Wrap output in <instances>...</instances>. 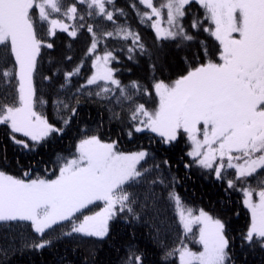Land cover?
Wrapping results in <instances>:
<instances>
[{
  "label": "snow or ice",
  "instance_id": "snow-or-ice-1",
  "mask_svg": "<svg viewBox=\"0 0 264 264\" xmlns=\"http://www.w3.org/2000/svg\"><path fill=\"white\" fill-rule=\"evenodd\" d=\"M193 3L203 11V16L193 14L190 23L196 34L183 23ZM129 7L140 24L151 27L157 48L162 41H179L177 48L194 44L201 29L217 47L212 50L205 40H199L191 60L185 57L186 67L177 69L174 79L156 78L153 62L148 82L124 84L116 78L118 69L110 66L118 59L116 49L106 46L101 55L100 41L130 40V60L137 51L150 60L154 53L126 20L116 22L118 15L127 16L124 8L116 7V0H75L66 7L62 0H0V125L6 126L8 138L19 150L32 152L52 134L64 132L77 115L80 97L95 87L86 94L106 102L110 118H123L122 113L113 111V103L129 105V137L150 132L160 143L171 145L183 135L190 144L186 155L192 163L213 171L219 180L234 169L227 186L241 184L242 202L250 214L241 240L264 249V176H259L264 171V0H130ZM85 15L102 17L114 27L104 30L101 25L75 23L77 19L83 21ZM45 24L47 37L54 36L59 27L76 38L86 28L91 42L74 67H68L74 57L61 54L59 58L50 56L49 67L41 71L43 50L54 49V44L40 34ZM89 58L91 74L67 93ZM38 76L48 86V92L39 97ZM61 76L63 82H59ZM46 95L54 97L53 110L62 127L50 123L37 110L48 104ZM140 97L148 99L137 103ZM149 103L153 106L148 107ZM151 155L143 147L120 151L116 140L85 134L76 142L72 155H58L51 161V169L44 168L43 175L33 174L30 166L20 175L0 168V222H15L21 227L29 222L36 238L22 235V244L36 250L50 246L53 239L74 234L103 238L109 232L110 220L119 214L139 219L137 206L143 210L149 200L155 205L162 198L154 191L156 185L168 189L172 184L167 199L174 205L183 236L165 257L178 256L179 264H229L227 222L203 209L194 214L176 193L175 176L167 181L160 164L142 166ZM162 164L167 166L169 161L165 159ZM189 167L191 164H185ZM153 170L159 174L146 180ZM253 177H258L255 187L248 182ZM97 201L103 202V207L84 214ZM65 222L70 223L67 230L45 239L48 232ZM194 225L199 227L195 239L199 251L184 242L194 234ZM0 253L6 255L7 249L0 247ZM121 264H144V256L130 246Z\"/></svg>",
  "mask_w": 264,
  "mask_h": 264
},
{
  "label": "trees",
  "instance_id": "trees-1",
  "mask_svg": "<svg viewBox=\"0 0 264 264\" xmlns=\"http://www.w3.org/2000/svg\"><path fill=\"white\" fill-rule=\"evenodd\" d=\"M73 2L75 0H62L64 7ZM129 3L130 0H116V7L124 8L127 13L126 17L118 15L116 22L124 23L126 20L140 33L154 55L150 60L147 55H141L137 51L134 54L135 58L130 60L127 53V46L131 44L130 40L124 42L115 38L102 39L98 45V53L102 55L106 46L109 49H116L114 54L118 59L113 61L110 66L118 69L115 75L122 83L128 84L132 80H139L141 83L148 82L152 76L149 65L153 62L156 65V78L174 79L177 69L186 67L185 57L191 60V54L196 52L199 40H205L210 49H216L217 42L202 29L194 44L177 48L176 44L179 41H162L161 46L157 48L155 34L151 27L139 23L135 13L129 7ZM79 7L84 12L83 6ZM193 14L203 16V11L195 3L188 8V14L183 23L190 32L196 34L190 28ZM53 18H57V16L54 15ZM65 23L71 25L73 21L65 20ZM75 23L101 25L104 30H112L114 27L112 22L106 21L102 17L89 18L87 15L83 21L77 19ZM47 27L48 25L45 24L40 34L54 44V49L43 50L40 59L41 71L49 67L50 56L59 58L61 54L73 56V62L68 67H74L91 42L86 28L81 30L76 38H72L60 29L56 30L54 36L47 37ZM69 45H71L70 49ZM90 74L91 59L89 58L80 76L72 79L67 93L73 92ZM59 82H63L62 76ZM36 84L38 97L42 93L48 92L47 84L42 82L39 76ZM89 90L95 91L96 89L92 87L85 90V94L80 97L81 103L78 106L77 115L65 127L64 132L52 134L39 143L32 152L19 150L8 138L6 126L0 125V168L11 174L20 175L30 166L33 174L43 175L45 174L44 168L51 169L53 167L51 161L55 160L58 155L65 157L72 155L76 142L85 134H98L104 140H116L118 149L124 152L140 150L143 147L152 155L146 163L142 162V166L149 167L160 164V171L167 181H171L175 176L177 180L174 185L175 191L184 205L192 208L195 212L204 209L212 216L220 217L227 222L231 256L229 264H264V249L256 244H245L241 240V236L250 222V215L242 202L243 194L239 190L241 184L238 183L236 188L227 186V179L234 175L228 173L224 180H219L213 171L202 169L192 163L191 158L186 155L190 144L183 135L171 145L160 143L159 137L150 132L134 133L129 137L127 134L129 131V105L125 103L121 107L113 103L111 105L113 111L122 113L123 118L112 119L108 104L99 101L95 96L88 97L86 93ZM65 94L61 93V96ZM45 98L48 99V104L38 107L37 110L42 112L50 123L62 127L61 121L58 120L53 110L51 100L54 97L46 95ZM147 99V97H140L136 102L142 103ZM147 106L152 107L153 105L149 103ZM17 135L20 138L19 134ZM165 159L169 161L167 166L162 164ZM40 161L49 163H38ZM185 164H191V167L185 168ZM158 174L153 170L145 179L151 181ZM259 176H264V171L260 172ZM257 179L258 177H253L248 182L255 187ZM172 186L169 184V188L164 189L163 186L156 185L154 191L162 194V198H158L155 205L149 200L143 210L137 206L139 219L126 218L125 214L117 215L109 221V232L103 238H81L74 234L53 239L50 246L36 250L24 247L22 244V235L36 238L29 222H24V227L15 222H9L8 225L0 222V247L7 249L6 255L0 253V264H121L130 246L137 250V254H143L144 264H179L177 256L165 257V253L175 247L183 236L174 205L167 199V192ZM142 199L143 197H141ZM96 205L89 206L86 211ZM69 227V222L58 225L45 235V239L49 236H58L62 230H67ZM193 233L184 242L190 248L199 250L200 245L195 242L198 235L196 225L193 226Z\"/></svg>",
  "mask_w": 264,
  "mask_h": 264
},
{
  "label": "rangeland",
  "instance_id": "rangeland-1",
  "mask_svg": "<svg viewBox=\"0 0 264 264\" xmlns=\"http://www.w3.org/2000/svg\"><path fill=\"white\" fill-rule=\"evenodd\" d=\"M57 29H59V27L57 28ZM190 149V148H189ZM136 151H138V150H136ZM189 151V150H188ZM129 152H132V151H129ZM228 173H231L232 174V176L233 175H235V171H234V169H230L229 171H228ZM255 198V197H254ZM97 204V205H96ZM93 205H96V206H94L93 208H90V210L89 211H85L84 212V214H92L93 212H96V211H99V209L100 208H102L103 207V202H101V201H97V202H95ZM92 206V205H91ZM204 210V209H203ZM209 213V212H208ZM194 214H196V215H198L199 214V210L198 211H194ZM210 214V213H209ZM211 215V214H210ZM250 215V214H249ZM197 228H198V232H199V227L197 226ZM193 251H199V250H194V249H192ZM177 258H178V256H177ZM178 262H179V260H178Z\"/></svg>",
  "mask_w": 264,
  "mask_h": 264
}]
</instances>
